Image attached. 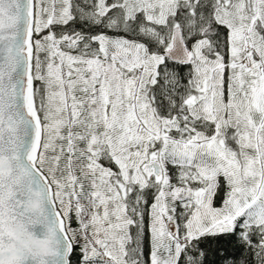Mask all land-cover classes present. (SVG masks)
Returning a JSON list of instances; mask_svg holds the SVG:
<instances>
[{
	"label": "snow or ice",
	"instance_id": "6c2138e0",
	"mask_svg": "<svg viewBox=\"0 0 264 264\" xmlns=\"http://www.w3.org/2000/svg\"><path fill=\"white\" fill-rule=\"evenodd\" d=\"M264 264V0H0V264Z\"/></svg>",
	"mask_w": 264,
	"mask_h": 264
},
{
	"label": "trees",
	"instance_id": "16d2710c",
	"mask_svg": "<svg viewBox=\"0 0 264 264\" xmlns=\"http://www.w3.org/2000/svg\"><path fill=\"white\" fill-rule=\"evenodd\" d=\"M222 251L224 253L223 256H217L216 260L218 262H220V264H223V260L225 257H227V259L229 261L235 260V261H239L240 259L244 258L245 256H247V253H244L242 251V249H240L239 247L235 246L234 244H226L223 246Z\"/></svg>",
	"mask_w": 264,
	"mask_h": 264
}]
</instances>
